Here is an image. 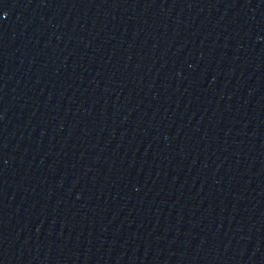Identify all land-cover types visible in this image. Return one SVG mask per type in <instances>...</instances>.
I'll return each mask as SVG.
<instances>
[{"label": "water", "instance_id": "obj_1", "mask_svg": "<svg viewBox=\"0 0 264 264\" xmlns=\"http://www.w3.org/2000/svg\"><path fill=\"white\" fill-rule=\"evenodd\" d=\"M0 264H264V0H0Z\"/></svg>", "mask_w": 264, "mask_h": 264}]
</instances>
